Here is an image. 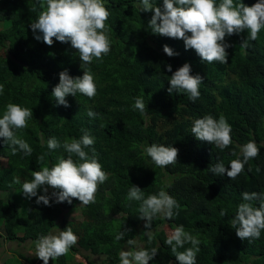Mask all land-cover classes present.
<instances>
[{
	"label": "trees",
	"instance_id": "trees-1",
	"mask_svg": "<svg viewBox=\"0 0 264 264\" xmlns=\"http://www.w3.org/2000/svg\"><path fill=\"white\" fill-rule=\"evenodd\" d=\"M0 1V85L4 87L0 118L8 103L33 111L27 127L15 130L17 137L32 148L31 155L23 151L13 154L12 147L0 138V159L5 160L0 167V247L2 242L35 244L39 236L57 228L62 209L79 205L89 221L74 250L87 248L97 256L105 247L100 264H120L119 253L128 246V239L137 236V227L148 231L144 227L147 221L139 219L140 202L127 198L131 185H136L145 196L163 190L179 204L171 220L161 214L153 218L151 243L146 236L143 246L138 247L158 249L149 264H178L165 243L170 234L161 229L163 224L173 229L183 225L200 240L197 264H264V230L259 239L241 241L228 223L244 202L242 192L264 193V29L257 40H247L246 48L241 43L247 39V30L226 37L225 42L232 45L226 49L228 63H202L194 50H185L182 40L152 33L148 28L152 13L141 12V0H103L110 13L105 24L111 50L102 59L93 58L87 66L97 93L91 99L80 93L68 96L70 107L65 108L57 104L52 89L59 83L61 71L82 77L85 69L81 68L78 50L70 42L61 43L55 38L52 46L34 39L30 23L39 13L36 0ZM152 2L162 6L163 0ZM241 2L252 6L258 0ZM164 45L178 55L167 56ZM186 62L191 65V75L204 78L195 102L185 92L170 95L167 91L172 73ZM166 65H171L172 72ZM134 97L143 98L144 114L133 110ZM89 109L98 117H88ZM209 114L217 120L225 117L232 128V143L223 150L198 141L191 133L193 121ZM81 129L95 137L94 145L85 151L91 155L94 147L102 170L108 174V179L98 185L95 202L83 205L76 199L71 204L50 201L48 207L36 204L38 193L26 204L17 201L16 194H23L24 181L16 184L14 172H24L29 175L26 180H31L32 171L51 167L60 157L67 158L63 147L50 152L47 140L55 137L63 145L83 135ZM250 140L257 143L260 154L249 159L235 180L226 173L217 176L207 170L217 162L229 167L232 160H243L240 148ZM152 143L177 148V163L157 167L144 152V146ZM41 155L43 161L38 160ZM51 191L49 188V194ZM221 210H225V217L220 215ZM125 229L131 231L116 241L115 235ZM17 256L27 264H43L37 257ZM18 262L10 259L0 264ZM66 262L61 256L49 264ZM85 264L92 262L86 259Z\"/></svg>",
	"mask_w": 264,
	"mask_h": 264
},
{
	"label": "clouds",
	"instance_id": "clouds-1",
	"mask_svg": "<svg viewBox=\"0 0 264 264\" xmlns=\"http://www.w3.org/2000/svg\"><path fill=\"white\" fill-rule=\"evenodd\" d=\"M39 13L34 22L30 23L33 37L36 41H43L48 46L54 43L53 38L61 43H69L72 48L78 50L83 75L72 77L67 70L59 73V83L52 89V96L58 105L65 108L70 107L66 97H75L77 93L88 98H93L97 93L94 76L87 68L93 58L99 60L111 50V41L106 35L105 21L109 18V11L103 4V0H36ZM33 8V11H36ZM141 12H151L152 16L148 22V28L153 34L182 40L185 50L192 49L201 58L202 63L219 62L228 63L226 51L232 45L225 42L226 37L239 35L247 30V39L241 43L247 47V40H257L258 33L264 29V0H258L252 6H246L241 0H163L162 6L154 4L152 0H141ZM39 33V34H37ZM190 34V35H189ZM163 52L173 57L178 55L168 45L163 46ZM168 72H172L171 65H166ZM191 65L184 63L172 73L167 89L171 95L173 92H185L189 100L195 102L200 97L199 86L204 78L199 74L191 75ZM4 91L0 85V94ZM133 110L145 112V104L142 97H134ZM98 113L91 109L87 116L97 118ZM33 117L32 109L21 107L18 104L8 103L2 118H0V138L5 144L12 147L13 154L23 151L25 155L32 154L29 144L16 135V129L27 127V121ZM63 120V119H62ZM232 128L225 117L220 116L217 120L212 115H205L195 119L191 133L198 141L214 144L223 150L232 143ZM83 135L78 139L66 140L63 145L55 137L47 140L49 151L63 147L67 158L60 157L51 167L44 166L39 171L31 172V180H25L22 184L24 197L31 200L37 197L38 189L43 188V195H39L36 204L51 206L54 203H72L73 199L80 201L83 205L95 202V194L98 185L108 179V174L102 170L95 149L89 155L85 149L95 143V137L86 129H81ZM178 149L172 145L156 144L144 146V152L151 158L157 167H166L177 163ZM243 160L237 158L230 162L229 167L224 163L217 162L210 165L209 172L223 176L227 175L235 180L244 170L245 164L251 158L260 154V148L254 140H250L240 148ZM46 155V154H45ZM235 155V153H233ZM77 157V160L73 159ZM43 161L44 155L38 157ZM230 169V170H229ZM20 184L19 179H15ZM49 188L52 189L49 194ZM242 200L237 207L233 219L228 223L235 229L236 236L241 240L259 239L261 231L264 230V193L247 192L241 193ZM127 198L140 202L138 211L139 219L147 221L144 225L148 231L144 232L147 240L151 243L153 234L151 222L157 214H161L169 220L173 217V209L179 208L177 201L167 192L161 190L157 194L145 196L143 190L136 185H131ZM256 202L258 206H254ZM221 216H226L225 210H221ZM125 229L115 235L116 241L124 239ZM55 232V230H54ZM78 241L71 227L59 230L57 234L49 233L41 235L34 242L36 257L49 264L65 255L69 249ZM171 247V252L178 264H197L196 257L200 251V240L190 232L185 231L183 225L176 226L165 241ZM136 239H128L127 245L134 246ZM186 244L191 247L185 248ZM183 248V251L178 249ZM158 249L150 250L138 248L137 250H122L119 253L120 264H149L157 255Z\"/></svg>",
	"mask_w": 264,
	"mask_h": 264
},
{
	"label": "rangeland",
	"instance_id": "rangeland-1",
	"mask_svg": "<svg viewBox=\"0 0 264 264\" xmlns=\"http://www.w3.org/2000/svg\"><path fill=\"white\" fill-rule=\"evenodd\" d=\"M0 3H2L0 1ZM5 165V160L0 159V167ZM14 177L15 179H19L20 182L25 181L26 179L29 178V175L25 174L22 172L21 174L18 175V172H14ZM16 193V192H15ZM14 193V194H15ZM39 195H43V188L38 189L37 192ZM17 195V201L21 202L22 204L28 203V199L24 197L23 194L20 192L16 194ZM0 197H2L0 195ZM79 205L69 208V209H62L61 214L59 216V219L57 221V228H53L50 233L57 234L59 230H64L66 227H71L74 234L78 237L81 236L82 233V228L86 222H88V218L82 215L80 212ZM161 229L166 233L170 234L171 231L173 230V227L168 224H163L161 225ZM55 230V232H54ZM137 236L134 238L137 241V244L134 246H126L123 250H132L131 248L137 249L138 247L143 246V243L145 242L146 236H144V232L142 227L139 225L137 227ZM143 234V235H142ZM142 235V236H141ZM77 247L75 244L72 246V248L69 249V251L63 255L65 259L67 260L66 264H77V263H86V259L88 261H91L92 264H100V261L105 257V247H101L99 251V255L95 256L89 249L84 248V249H78L74 250V248ZM20 254L25 258H32L36 257L35 253V244L31 243L30 241H26L22 244L16 243V242H2V245L0 247V263H2L5 260H14L17 259L21 264H27L24 260L19 258L17 255ZM49 261H52L51 259ZM18 262V263H19ZM19 263V264H20ZM15 264V263H14Z\"/></svg>",
	"mask_w": 264,
	"mask_h": 264
}]
</instances>
